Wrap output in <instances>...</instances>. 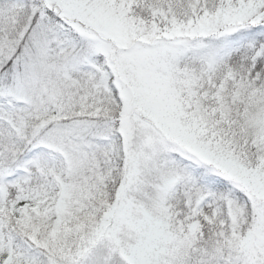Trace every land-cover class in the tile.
<instances>
[{
	"label": "snow or ice",
	"instance_id": "obj_1",
	"mask_svg": "<svg viewBox=\"0 0 264 264\" xmlns=\"http://www.w3.org/2000/svg\"><path fill=\"white\" fill-rule=\"evenodd\" d=\"M0 264H264V0H0Z\"/></svg>",
	"mask_w": 264,
	"mask_h": 264
}]
</instances>
